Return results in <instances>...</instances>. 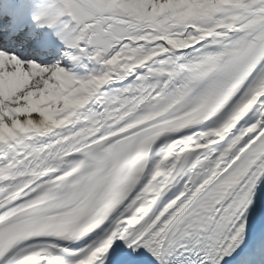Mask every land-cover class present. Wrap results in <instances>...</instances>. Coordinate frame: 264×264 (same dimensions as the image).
Listing matches in <instances>:
<instances>
[{"label":"snow or ice","instance_id":"obj_1","mask_svg":"<svg viewBox=\"0 0 264 264\" xmlns=\"http://www.w3.org/2000/svg\"><path fill=\"white\" fill-rule=\"evenodd\" d=\"M0 264H264V0H0Z\"/></svg>","mask_w":264,"mask_h":264}]
</instances>
